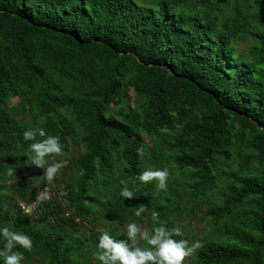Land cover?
<instances>
[{"label": "trees", "instance_id": "obj_1", "mask_svg": "<svg viewBox=\"0 0 264 264\" xmlns=\"http://www.w3.org/2000/svg\"><path fill=\"white\" fill-rule=\"evenodd\" d=\"M28 128L60 138L52 180L26 156ZM148 168L168 170L165 189L138 180ZM132 222L179 227L187 264H264V0H0V225L32 240L12 251L100 264L104 231L153 247Z\"/></svg>", "mask_w": 264, "mask_h": 264}, {"label": "clouds", "instance_id": "obj_2", "mask_svg": "<svg viewBox=\"0 0 264 264\" xmlns=\"http://www.w3.org/2000/svg\"><path fill=\"white\" fill-rule=\"evenodd\" d=\"M22 136L25 140L32 141L28 145L27 158L31 160L32 165L43 169V175L48 180H52L62 167L63 162L56 161L49 164L45 157L50 154L61 153L60 138L46 134L43 128H28L22 132ZM37 136L42 137V139H36ZM137 153L142 156V149L138 148ZM11 171L9 169L10 173ZM136 176L141 182L155 179L158 181L156 187L165 189L168 170L166 168H148ZM120 195L123 198H132L133 191L124 186L120 189ZM49 197L50 193L45 187L37 192L35 199L40 201L47 200ZM145 207L143 204L136 206L134 215L139 217L144 212ZM157 215L156 212L152 213L153 218ZM137 233H140L146 243L153 247H130L124 239H114L107 231L102 232L96 244L99 250L97 257L100 264H182L184 258L194 250V245L188 246L187 241L173 238V234L180 235L181 229L179 227L168 229L161 225L154 227L150 233L147 229L141 230L135 222L129 223L127 225V237L134 240ZM0 238L4 241V247L0 250V264H21L23 253L19 250L12 251V249L16 245L30 249L32 246L31 238L27 234L15 231L6 225H0Z\"/></svg>", "mask_w": 264, "mask_h": 264}, {"label": "rangeland", "instance_id": "obj_3", "mask_svg": "<svg viewBox=\"0 0 264 264\" xmlns=\"http://www.w3.org/2000/svg\"><path fill=\"white\" fill-rule=\"evenodd\" d=\"M145 1L147 2L148 0H140V2ZM152 1V0H150ZM249 42L248 41H239L237 43V48L239 50H243L245 51L246 45H248ZM134 98V96L132 97V99ZM13 102H15V100H13ZM76 151V148H74L73 152ZM53 182L48 181L46 187L47 188H51L53 186ZM199 216V215H197ZM205 225L204 221L199 220L196 217H191V218H186L182 221V227L184 229V232L190 237L192 235H196L199 234L201 235L203 233V229L202 227ZM127 226H125L126 228ZM140 234V233H138ZM183 264H187V258H184Z\"/></svg>", "mask_w": 264, "mask_h": 264}, {"label": "built area", "instance_id": "obj_4", "mask_svg": "<svg viewBox=\"0 0 264 264\" xmlns=\"http://www.w3.org/2000/svg\"><path fill=\"white\" fill-rule=\"evenodd\" d=\"M19 206L25 214L30 215L36 207V202H33L30 205H25L24 203L19 202Z\"/></svg>", "mask_w": 264, "mask_h": 264}]
</instances>
